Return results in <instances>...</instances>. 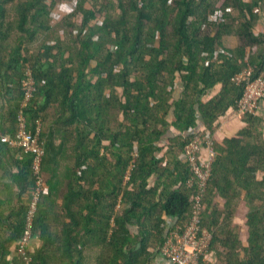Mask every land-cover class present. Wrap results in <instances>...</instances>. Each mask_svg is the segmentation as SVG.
<instances>
[{
  "label": "trees",
  "instance_id": "16d2710c",
  "mask_svg": "<svg viewBox=\"0 0 264 264\" xmlns=\"http://www.w3.org/2000/svg\"><path fill=\"white\" fill-rule=\"evenodd\" d=\"M260 22L264 0H0V136H14L21 112L29 132L39 125L44 152L32 227L40 244L25 255L34 155L16 147L22 159L0 158L19 179L0 201V264H165L168 221L191 222L198 194L219 263L264 264V100L236 136L214 141L203 190L187 185L186 157L190 129L213 131L236 110L245 85L235 77L253 68L264 79ZM26 67L34 90L22 106ZM170 126L180 135L157 145ZM10 147L0 141V153L14 156ZM207 154L203 146L196 161Z\"/></svg>",
  "mask_w": 264,
  "mask_h": 264
},
{
  "label": "built area",
  "instance_id": "2783aa9c",
  "mask_svg": "<svg viewBox=\"0 0 264 264\" xmlns=\"http://www.w3.org/2000/svg\"><path fill=\"white\" fill-rule=\"evenodd\" d=\"M25 71L26 76L21 80V89L24 90L25 95L22 106L26 105L34 90V80L31 77V71L28 67L25 68ZM252 74L253 69L248 68L235 77L236 83H244L245 85L243 95L238 100L236 108V113L240 117L256 113L259 110V102L264 100V79L261 77L253 79ZM24 119L20 112V115L17 116V131L13 137L10 135L0 136L1 142L8 143L12 147H20L34 155L32 170L36 178V188L34 196L28 204L27 217L18 245L19 253L23 255H25L27 250L31 249V244L34 240L32 238L34 213L39 196L44 191V182L41 176V159L44 152L38 144L40 128L37 125L34 133L29 132ZM189 134L193 138L186 148V157L194 166V176L188 181L187 185L191 187L195 184L199 190H203L212 177L213 163L217 154L214 149V137L210 130L200 134L199 130L190 129ZM203 146L208 148V154L201 157V160H197V162V154L201 152ZM201 199V195H196V212L192 221L186 223L183 228H176L174 222L169 219L170 229L168 237L160 250L165 264H220L216 254L210 251L213 241L212 234L208 229L201 226ZM181 229H183V233H181ZM24 260L26 263L30 261L26 256Z\"/></svg>",
  "mask_w": 264,
  "mask_h": 264
},
{
  "label": "crops",
  "instance_id": "0c3cea01",
  "mask_svg": "<svg viewBox=\"0 0 264 264\" xmlns=\"http://www.w3.org/2000/svg\"><path fill=\"white\" fill-rule=\"evenodd\" d=\"M259 27L261 29V32H264V25L260 24ZM176 87H177V91H178L177 97L179 98L180 94L183 90V85H182V83H179V84H177ZM220 90H221V85H218L214 89L210 90L208 92L207 96H215L218 92H220ZM206 97H205V99H207ZM170 118H171L170 119L171 122L175 121L174 115ZM198 122H199V124H201L203 126V124H204L203 119L199 118ZM1 126H2V124L0 123V128H1ZM244 127H245V122L243 121L242 117L238 116L234 111L229 110L228 112L225 113V115L221 116L217 120L215 126L213 127L212 132L214 134L216 142L221 144V143H223V141L225 139L236 136L237 133ZM180 133H181L180 130H178L177 128H175L173 126H170L167 129V131L165 132V134L162 135V138L157 141V145L166 146L169 139L177 137L178 135H180ZM5 135H8V134H5ZM15 148L16 147H14V148L10 147V150L12 151L10 154L12 155V153L14 152L13 153L14 156H10L8 153H4V152L0 153L1 160L5 161L9 158L8 162H10V161L14 160V158L16 160L22 159L23 155L21 154L20 150H17ZM69 153H70V151H68V154ZM69 164H67V166ZM57 169L58 170L52 175L53 177L56 175L55 179L53 181L54 185H56V186H57V182H56L57 179L63 178L64 175L66 174L64 172L66 168H64L63 166L60 165ZM18 171H19V169L15 165L11 168V173L17 174ZM3 173H4L3 169H0V201L5 202L7 199L8 200L11 199L13 193L17 190V188H18L17 182H19V179H18V181L14 182L11 180V178H9L6 174H3ZM6 173L8 174V172H6ZM62 182H63V180H62ZM150 182L152 184V180H150ZM6 184L10 185V187H11L10 191H8V189H7L8 187L6 186ZM62 185H64V184L61 182H58V187H61ZM57 201H58V203L61 202V200L59 198H57ZM3 209H5V208H3ZM241 209H242V211L244 210L243 206L241 207ZM8 213H9V210L5 209V212L3 213V215L6 216V214H8ZM241 241L243 243H245V240H241ZM39 244L40 243L38 242V239L35 238L33 240V247L35 248V247L39 246Z\"/></svg>",
  "mask_w": 264,
  "mask_h": 264
},
{
  "label": "clouds",
  "instance_id": "9594fccd",
  "mask_svg": "<svg viewBox=\"0 0 264 264\" xmlns=\"http://www.w3.org/2000/svg\"><path fill=\"white\" fill-rule=\"evenodd\" d=\"M250 1V0H249ZM66 5H68V4H66ZM73 5V4H72ZM71 8H72V6H70L69 7V9L65 6V12L67 13V12H69V10H71ZM210 19V18H209ZM260 24L262 25L263 24V22H260ZM246 69H248V68H246ZM251 69H253V68H251ZM245 70V69H244ZM244 70H242L241 72H243ZM240 74V73H239ZM235 113H236V110L234 111ZM237 114V113H236ZM243 118V117H242ZM211 131V130H210ZM212 132V131H211ZM212 135H213V137H214V134H213V132H212ZM214 141H215V137H214ZM41 173H42V170H41Z\"/></svg>",
  "mask_w": 264,
  "mask_h": 264
},
{
  "label": "rangeland",
  "instance_id": "374dc122",
  "mask_svg": "<svg viewBox=\"0 0 264 264\" xmlns=\"http://www.w3.org/2000/svg\"><path fill=\"white\" fill-rule=\"evenodd\" d=\"M66 7L69 9L70 6L66 5ZM242 228H245V226H242ZM240 238H241V240H245L246 239V235H245V231L244 230H242Z\"/></svg>",
  "mask_w": 264,
  "mask_h": 264
}]
</instances>
